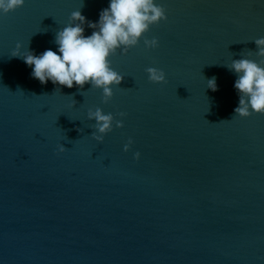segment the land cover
I'll list each match as a JSON object with an SVG mask.
<instances>
[{
    "label": "water",
    "instance_id": "obj_1",
    "mask_svg": "<svg viewBox=\"0 0 264 264\" xmlns=\"http://www.w3.org/2000/svg\"><path fill=\"white\" fill-rule=\"evenodd\" d=\"M156 2L167 20L144 38L159 46L117 49L124 79L108 103L91 84H41L11 53L57 51L73 11L97 22L109 0L0 13V264H264V115L235 116L226 66L264 61V0ZM148 67L167 82H150ZM96 108L114 117L103 142Z\"/></svg>",
    "mask_w": 264,
    "mask_h": 264
},
{
    "label": "clouds",
    "instance_id": "obj_2",
    "mask_svg": "<svg viewBox=\"0 0 264 264\" xmlns=\"http://www.w3.org/2000/svg\"><path fill=\"white\" fill-rule=\"evenodd\" d=\"M25 0H0V13L8 14L23 7ZM166 9L156 0H109L106 8L99 13L97 22L87 21L81 11H73L70 23L55 35L57 51L51 49L36 55L33 51L21 53V44L17 43L11 57L22 59L32 71V78L41 84L51 81L54 85L66 86L71 89L77 86L83 89L85 84L101 89L103 102L108 103L113 96V86H119L124 76L111 67L110 57L121 49L126 54L129 49L138 45L150 27L166 21ZM92 28V34L84 35V25ZM257 47L256 55L264 57V37L254 40ZM146 48L155 49L159 46L157 38H144ZM264 61L258 63L248 58L233 59L227 68L236 74L234 88L239 96L238 106L234 109L235 116L250 117L253 113L264 115ZM152 83H166V74L156 67L145 69ZM208 88L217 90L216 78L207 81ZM59 88V87H58ZM60 89V88H59ZM74 100V99H73ZM75 101V100H74ZM120 117L126 113L120 112ZM88 118L95 120L96 132L93 138L103 142L104 135L113 130V115L104 114L102 109L88 110ZM123 120H116V127L122 128ZM98 133V134H97ZM131 138L124 145L127 152L132 145ZM58 152L66 148L58 145ZM140 158V153H135Z\"/></svg>",
    "mask_w": 264,
    "mask_h": 264
}]
</instances>
